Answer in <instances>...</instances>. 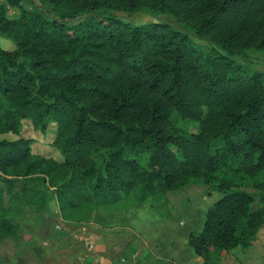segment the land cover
<instances>
[{"label":"trees","instance_id":"16d2710c","mask_svg":"<svg viewBox=\"0 0 264 264\" xmlns=\"http://www.w3.org/2000/svg\"><path fill=\"white\" fill-rule=\"evenodd\" d=\"M31 2L0 1V37L15 43L0 44V242L22 238L14 211L56 203L82 223L125 195L202 181L221 196L188 244L203 264L248 250L264 226V72L235 56L264 54V0ZM123 13L171 15L209 49ZM174 111L199 131L173 132ZM26 120L44 135L55 126L60 157L34 152Z\"/></svg>","mask_w":264,"mask_h":264},{"label":"rangeland","instance_id":"374dc122","mask_svg":"<svg viewBox=\"0 0 264 264\" xmlns=\"http://www.w3.org/2000/svg\"><path fill=\"white\" fill-rule=\"evenodd\" d=\"M26 6H32L31 0H26ZM45 8L49 10L51 6ZM18 13L19 10L12 7L10 14ZM123 15L126 20L139 24L168 23L172 29L192 34L193 41L201 43L205 50L209 49L205 41L198 39L171 15ZM0 44L5 49H15V43L6 37H0ZM235 59L264 72V54L261 52L249 50L247 57L235 56ZM9 105L0 95V111ZM172 119L173 132L190 133L200 129L198 122L184 118L176 111ZM24 124V134L34 139L35 153L60 157L51 145L55 126L51 125L44 135L36 131L30 121L26 120ZM17 136L7 134L9 138ZM246 185L248 190L255 191L249 183ZM220 196L202 181L166 194L159 193L145 201H138L132 193L117 204L98 208L89 221L82 223L65 220L56 203L41 215L33 214L29 209L14 211L22 224V238L1 241L0 259L2 264H203V259L188 244V234L202 229L208 209ZM260 240L257 249L254 247L251 251L256 264H264V237ZM136 253L138 256L133 262ZM220 264H249V249L234 248Z\"/></svg>","mask_w":264,"mask_h":264},{"label":"crops","instance_id":"0c3cea01","mask_svg":"<svg viewBox=\"0 0 264 264\" xmlns=\"http://www.w3.org/2000/svg\"><path fill=\"white\" fill-rule=\"evenodd\" d=\"M1 2H5V0H0ZM11 9L12 8H10L9 9V13H10V11H11ZM14 16V15H13ZM262 237H264V226L260 229V231H259V233H258V235H257V239L253 242V245L249 248V264H256V259H255V255H254V253L253 252H251L252 251V249L255 247V249H257V247H256V245H257V243L259 242V241H262V240H260V239H262ZM89 248V247H88ZM89 250H91L90 248H89ZM251 253H253V255L251 254ZM252 256H251V255ZM264 255V251H263V253H262V256ZM133 260V262L135 261L134 259H132ZM262 261H263V259H262ZM258 263V262H257Z\"/></svg>","mask_w":264,"mask_h":264},{"label":"built area","instance_id":"2783aa9c","mask_svg":"<svg viewBox=\"0 0 264 264\" xmlns=\"http://www.w3.org/2000/svg\"><path fill=\"white\" fill-rule=\"evenodd\" d=\"M91 248H92V246H91ZM91 248H90V249H91ZM137 256H138V254H137V253H136V254H133V257H134L133 259L137 258ZM122 260H123V261H125V260H126V258H122Z\"/></svg>","mask_w":264,"mask_h":264}]
</instances>
